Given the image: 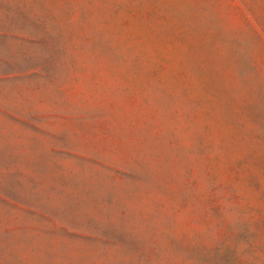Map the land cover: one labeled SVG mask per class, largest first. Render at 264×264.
<instances>
[{
    "label": "rangeland",
    "instance_id": "1",
    "mask_svg": "<svg viewBox=\"0 0 264 264\" xmlns=\"http://www.w3.org/2000/svg\"><path fill=\"white\" fill-rule=\"evenodd\" d=\"M0 264H264V0H0Z\"/></svg>",
    "mask_w": 264,
    "mask_h": 264
}]
</instances>
